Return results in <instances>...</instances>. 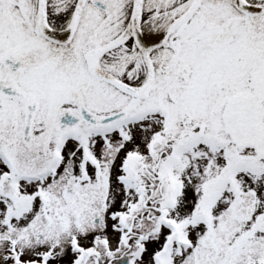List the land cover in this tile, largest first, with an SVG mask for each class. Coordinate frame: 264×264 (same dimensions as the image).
I'll use <instances>...</instances> for the list:
<instances>
[{
    "label": "snow or ice",
    "instance_id": "6c2138e0",
    "mask_svg": "<svg viewBox=\"0 0 264 264\" xmlns=\"http://www.w3.org/2000/svg\"><path fill=\"white\" fill-rule=\"evenodd\" d=\"M0 264H264V0H0Z\"/></svg>",
    "mask_w": 264,
    "mask_h": 264
}]
</instances>
